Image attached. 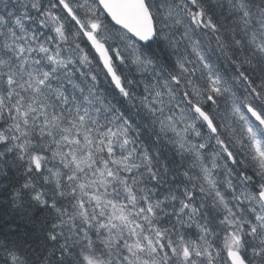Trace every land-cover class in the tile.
<instances>
[{"label": "snow or ice", "instance_id": "1", "mask_svg": "<svg viewBox=\"0 0 264 264\" xmlns=\"http://www.w3.org/2000/svg\"><path fill=\"white\" fill-rule=\"evenodd\" d=\"M0 264H264V0H0Z\"/></svg>", "mask_w": 264, "mask_h": 264}]
</instances>
